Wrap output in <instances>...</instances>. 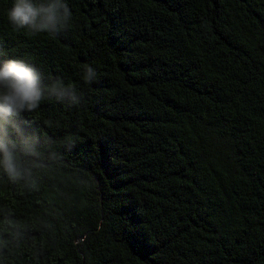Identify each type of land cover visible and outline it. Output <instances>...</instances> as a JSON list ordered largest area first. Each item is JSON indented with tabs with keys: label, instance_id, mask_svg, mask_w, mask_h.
<instances>
[{
	"label": "trees",
	"instance_id": "obj_1",
	"mask_svg": "<svg viewBox=\"0 0 264 264\" xmlns=\"http://www.w3.org/2000/svg\"><path fill=\"white\" fill-rule=\"evenodd\" d=\"M12 3L0 63L83 99L8 127L0 264H264V0H67L56 35L14 30Z\"/></svg>",
	"mask_w": 264,
	"mask_h": 264
},
{
	"label": "clouds",
	"instance_id": "obj_2",
	"mask_svg": "<svg viewBox=\"0 0 264 264\" xmlns=\"http://www.w3.org/2000/svg\"><path fill=\"white\" fill-rule=\"evenodd\" d=\"M6 15L14 30H27L33 35H56L68 30L73 23L67 0H13ZM96 75L93 67L85 65L83 83L91 84ZM69 95L76 103L83 99L80 90L63 79L44 84L40 71L22 59L0 63V168L14 182L22 178L23 172L7 138L8 127H14L13 118L36 111L45 99L61 100Z\"/></svg>",
	"mask_w": 264,
	"mask_h": 264
}]
</instances>
